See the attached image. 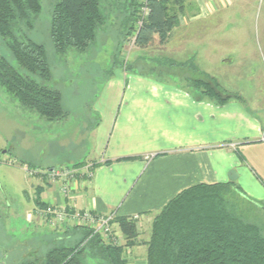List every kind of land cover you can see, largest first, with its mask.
I'll use <instances>...</instances> for the list:
<instances>
[{
    "label": "trees",
    "instance_id": "1",
    "mask_svg": "<svg viewBox=\"0 0 264 264\" xmlns=\"http://www.w3.org/2000/svg\"><path fill=\"white\" fill-rule=\"evenodd\" d=\"M186 1L54 0L47 28L53 44L49 58L45 45L31 36L32 31L37 33L42 0H0V39L24 70L20 72L0 55V87L41 119L63 120L68 112L61 90L49 83L55 59L69 51L86 52L100 32H111L113 27H118L117 32L111 34L121 41L133 37V44L140 49L164 45L178 25ZM142 7L148 10L143 18ZM157 63H166L172 71L199 69L191 58H167ZM180 74L175 77L200 99L220 105L241 100L238 93L221 87L212 75ZM239 198L246 199L232 180L202 182L181 190L151 221L146 264H264V222L245 219L238 211ZM135 221L116 216L114 224H118L124 238L119 241H106L85 227H64L55 235L56 241L64 243L51 244L40 257L31 260L19 257L22 260L14 264H85L88 258L99 264H128L125 249L137 238Z\"/></svg>",
    "mask_w": 264,
    "mask_h": 264
},
{
    "label": "rangeland",
    "instance_id": "2",
    "mask_svg": "<svg viewBox=\"0 0 264 264\" xmlns=\"http://www.w3.org/2000/svg\"><path fill=\"white\" fill-rule=\"evenodd\" d=\"M53 2L42 0L43 12L38 20L37 33L34 30L31 34L45 45L49 58L53 44L47 28ZM246 2L240 6H228L216 17L198 23V33L190 40H181L185 44L182 52L177 51V42L173 40L165 48L140 49L131 39L121 41L111 34L117 32L118 27H113L111 32H100L86 52L69 51L65 56L53 59L49 83L61 90L62 102L68 112L63 120L51 122L41 119L0 87V264L20 262L22 259L19 257L31 260L40 257L51 244L64 243L56 241L58 231L45 228L40 223L33 225L26 219L27 211H31L26 191L31 195L33 189L25 159L30 153L38 152L40 163L56 165L59 162L54 155L77 143L84 144L74 149L77 158L74 155L59 158L71 164L87 157L93 146V129L102 125L103 114L97 109L98 100L109 108L119 92L120 102L127 76L141 75L149 83L183 84L181 78L170 75L172 70L166 63L162 65L157 61L173 57L178 61L191 58L198 70L173 72L191 77L212 75L221 87L241 96V100L231 101L242 107L245 113L240 116L232 142L238 144L251 137L255 122L264 127V0ZM173 44L176 50L170 54ZM0 55L6 56L20 72H24L1 39ZM142 73L148 75L145 77ZM118 111L119 104L115 106L114 116ZM145 156H142L144 160ZM133 158L127 156L119 160ZM41 167L44 168L39 170L46 168ZM254 209L247 198H239L238 211L245 219L253 221L258 218L264 222V211ZM116 232L117 235L113 236L123 240L118 224H114ZM85 264L99 263L88 258Z\"/></svg>",
    "mask_w": 264,
    "mask_h": 264
},
{
    "label": "crops",
    "instance_id": "3",
    "mask_svg": "<svg viewBox=\"0 0 264 264\" xmlns=\"http://www.w3.org/2000/svg\"><path fill=\"white\" fill-rule=\"evenodd\" d=\"M246 1L187 0L168 41L156 47L165 48L173 40L177 42V51H184L181 40H190L197 34L198 23L216 17L228 6H240ZM174 46L170 54L176 50ZM170 75L174 77L177 73L172 71ZM178 75L181 74L178 72ZM125 80L120 102L119 92L109 108L98 100L102 125L93 129V146L87 157L71 164L59 158L72 155L77 158L74 149L83 143L70 144L56 153L54 157L59 162L56 165L40 163L38 152L26 157L25 162L32 170L44 168L41 166L47 169L88 163L92 171L90 178L77 177L71 182L66 195L61 193L58 184L46 181L39 174L28 173L33 189L31 195L26 191L31 202V211L26 213L30 223H40L35 211L49 205L65 204L125 217L137 215V238L126 247L125 256L128 264H146V242L154 215L191 185L232 180L256 210L264 211V127L255 122L254 134L236 144L232 142L234 130L245 113L235 102L216 104L198 98L184 84L149 83L141 75H130ZM118 104L119 111L114 116ZM125 146L132 148L125 149ZM143 154H152V157L144 160ZM127 156L135 158L119 160ZM55 230L64 231L63 228Z\"/></svg>",
    "mask_w": 264,
    "mask_h": 264
},
{
    "label": "built area",
    "instance_id": "4",
    "mask_svg": "<svg viewBox=\"0 0 264 264\" xmlns=\"http://www.w3.org/2000/svg\"><path fill=\"white\" fill-rule=\"evenodd\" d=\"M147 12V8L142 7L140 9V16L142 18L145 17ZM131 40L133 43V37ZM231 145L234 147V144ZM151 157L152 154H149L145 156V159L149 160ZM27 172L29 174H39L46 181L58 184L63 195L69 192L71 182L75 181L77 177L90 178L92 176L91 165L88 163L81 166H56L44 170H32L28 168ZM116 216L115 212L99 214L87 209H76L65 204L49 205L35 211V217L46 228L55 230L67 226H81L87 228L93 234H100L106 241L110 239L117 241L113 236L116 234L114 233V219ZM129 218L136 219L137 215L130 216Z\"/></svg>",
    "mask_w": 264,
    "mask_h": 264
}]
</instances>
